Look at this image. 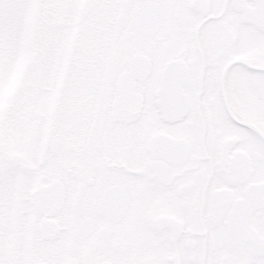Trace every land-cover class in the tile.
Listing matches in <instances>:
<instances>
[{"label":"snow or ice","instance_id":"obj_1","mask_svg":"<svg viewBox=\"0 0 264 264\" xmlns=\"http://www.w3.org/2000/svg\"><path fill=\"white\" fill-rule=\"evenodd\" d=\"M0 264H264V0H0Z\"/></svg>","mask_w":264,"mask_h":264}]
</instances>
